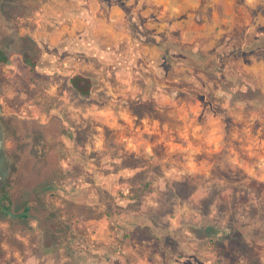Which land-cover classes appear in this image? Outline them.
<instances>
[{
	"label": "rangeland",
	"instance_id": "rangeland-1",
	"mask_svg": "<svg viewBox=\"0 0 264 264\" xmlns=\"http://www.w3.org/2000/svg\"><path fill=\"white\" fill-rule=\"evenodd\" d=\"M199 1L219 31L162 32L132 85L109 68L84 96L66 73L17 69L11 99L34 112L65 78L88 166L60 185L71 237L52 249L0 222V264H264V0Z\"/></svg>",
	"mask_w": 264,
	"mask_h": 264
},
{
	"label": "flooded vegetation",
	"instance_id": "flooded-vegetation-1",
	"mask_svg": "<svg viewBox=\"0 0 264 264\" xmlns=\"http://www.w3.org/2000/svg\"><path fill=\"white\" fill-rule=\"evenodd\" d=\"M70 6L65 0H0V222L12 238L35 231L52 249L71 237L61 219L60 185L76 176L77 162L88 166L87 157L69 106L58 98L46 111H30L11 99L10 89L18 68L59 69L50 35L59 25L60 7L65 12Z\"/></svg>",
	"mask_w": 264,
	"mask_h": 264
},
{
	"label": "crops",
	"instance_id": "crops-1",
	"mask_svg": "<svg viewBox=\"0 0 264 264\" xmlns=\"http://www.w3.org/2000/svg\"><path fill=\"white\" fill-rule=\"evenodd\" d=\"M65 2L71 6L65 12L64 8L60 7L59 11L62 14L55 18L59 25L50 35L58 50L59 69L56 71L67 74L69 69L73 70V74H68V81L76 90L78 89L71 82L75 75L83 74L90 78L92 81L90 92L84 96L92 92L93 73L109 68L117 67L119 69L117 77L125 84H133L136 78L133 72H138L142 67V57L157 52V42L162 32L169 34L176 31L182 41L190 42L203 35H209L216 29L219 31V21L214 13L210 21L204 18L196 20L199 0H65ZM131 23L140 29L137 34L136 31L135 33L131 31ZM65 81V78H60L59 83L47 86V92L58 95L56 99L59 98L62 106L69 104L68 114L74 120L71 116L74 114L72 110H76V104L75 101H70L69 96L67 98L70 90L64 91ZM135 98H139V95Z\"/></svg>",
	"mask_w": 264,
	"mask_h": 264
},
{
	"label": "trees",
	"instance_id": "trees-1",
	"mask_svg": "<svg viewBox=\"0 0 264 264\" xmlns=\"http://www.w3.org/2000/svg\"><path fill=\"white\" fill-rule=\"evenodd\" d=\"M260 40H264L262 38L259 39V43L261 42ZM248 46H246L247 48ZM203 60V58H202ZM71 82L73 83V85L80 91V93H82L83 95L88 94V92H90L89 88L92 85V81L90 80V78H88L86 75L83 74H77L75 75L72 79ZM251 98V97H250ZM254 100V99H252ZM253 103V102H252ZM254 104V103H253ZM203 232L206 233L207 235V231L206 229H203Z\"/></svg>",
	"mask_w": 264,
	"mask_h": 264
}]
</instances>
